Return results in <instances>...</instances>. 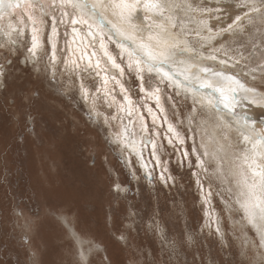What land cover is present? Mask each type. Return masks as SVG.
<instances>
[{
    "label": "rangeland",
    "instance_id": "obj_1",
    "mask_svg": "<svg viewBox=\"0 0 264 264\" xmlns=\"http://www.w3.org/2000/svg\"><path fill=\"white\" fill-rule=\"evenodd\" d=\"M42 2L47 5V0ZM144 2L139 0L129 20L142 25L143 33L146 29L155 34L160 20L146 13ZM252 2L190 0L197 10L177 9L178 26L170 31L182 45L187 43L195 59L215 55L216 61L203 59L215 63V68L220 67L219 60H228L227 71L238 73L245 86L263 99L264 22L257 15L253 24L248 23L245 13ZM254 2L260 5V0ZM15 10L13 19L17 24L23 21L28 29L27 14L22 8ZM47 11L42 25L37 24L42 43L38 59L29 58L30 31L14 36L17 42L13 43L0 36V264H264L255 230L241 224L245 214L236 200L234 180L218 179L216 160L202 155L201 121L217 123L202 111L215 117L214 111L200 104L193 111L191 96L160 83L155 73H142L141 81L135 58L130 69V52L101 27L95 30L100 31L94 33L99 36L96 42L86 46L77 41L71 46L73 27H87L72 25L71 14L61 22L60 10ZM32 14L39 19L38 8ZM237 16L240 28L234 25L235 30L216 35ZM202 20H207L211 33ZM53 23L57 28L55 65L48 59ZM101 40L120 65L116 75L110 74L114 67L103 55ZM92 52L98 56L99 68L94 64L84 71ZM175 56L178 61L186 58L179 49ZM66 58L80 67L66 70L62 62ZM235 61L239 63L232 67ZM81 87L87 89L88 101ZM155 87L161 89L163 113L149 95ZM124 96L131 101V114ZM121 104L125 111L119 110ZM240 108L235 118L256 119ZM259 117L264 121V116ZM168 123L183 144L167 132ZM122 129L133 140L150 137L155 141V155L150 143L142 146L147 173L135 154L112 142L113 134ZM235 137L230 138L238 141ZM234 143L231 153L240 152L243 145ZM120 185L122 191L117 188Z\"/></svg>",
    "mask_w": 264,
    "mask_h": 264
},
{
    "label": "snow or ice",
    "instance_id": "obj_2",
    "mask_svg": "<svg viewBox=\"0 0 264 264\" xmlns=\"http://www.w3.org/2000/svg\"><path fill=\"white\" fill-rule=\"evenodd\" d=\"M244 2L245 4H248V0H244ZM138 3L139 0H132L131 3H128L127 0H107V3H105L104 0H95V2L94 0H47V5H45L42 0L39 3H34L33 0H0V16L10 15L15 9L22 8V11L27 14V19L32 25L30 47L27 49L30 54L29 58L38 59V51L42 48V43L40 35H38L37 24L39 22L42 25V18L49 15V12L47 11L48 8L60 10L61 22H63V17L71 14V24L86 26L89 30L88 34L92 35V25L89 24L88 21L89 14L96 16L99 19L102 18L100 8H110L113 10V15L117 17L122 25L133 27L130 23L129 16L131 11L137 7ZM37 8L39 9V19L32 14ZM143 8L146 13H150L160 20V23L156 24L158 31L155 34L149 33L146 39L141 38V42L138 45L139 50L133 48L128 54L130 60L127 66L130 69L132 68L133 65L131 58L134 57L135 72L140 77L141 81H143L142 73H155L160 83H167L169 87L174 85L178 87L180 86L181 81L176 75L169 71H165V69L171 67L170 62L175 57L177 49H179L181 55L188 57L187 60H180L179 63L187 66L185 69L186 71L193 67L197 68L198 73L196 78L201 81L202 88L207 89L210 93L208 97L203 99H197L196 96L192 97L193 111H195V106L197 104H200L201 108L204 109V101L206 99L207 104L213 109H215L219 103L223 102L228 113L235 116V108L229 107V105L240 104L239 92L254 93L255 89L247 88L238 73L227 71L226 66L228 65V60L226 59L219 60L220 67L218 68L200 67L193 64L192 60L195 57L189 55L193 50L187 46L186 42L182 45L170 31V29H175L178 26V17L176 16L177 9H183L185 12L197 10L193 7L192 3H190V0H145ZM200 11L205 10L200 9ZM257 15L260 20L264 22V0H260L259 6H257L254 0L248 5V11L245 13V16L247 17L249 24H253ZM51 18L53 21L56 19L55 16H52ZM144 19L148 20L149 16L145 15ZM240 20L241 17L237 16L233 24H229L227 28L221 29L216 35H219L222 32H231L235 30L234 25L237 29L240 28L241 26L238 23ZM200 23L203 24L209 33L212 32V29L208 26L207 20H202ZM21 24H23V21H21ZM8 27L12 29L13 25L9 24ZM112 27L115 29L116 26L113 25ZM148 27L151 28V25H148ZM72 30L74 33L77 31L75 27H73ZM136 30L138 31V29ZM39 31L42 32V27ZM181 31H183L182 28ZM22 34V30L17 31L18 36ZM56 36L57 28L55 23H53L51 25V32L48 36L50 45L48 59L53 65H55L57 60ZM210 38L214 39L215 36H211ZM128 39H131V37H128ZM121 46L123 47V45ZM100 47L101 49H104L102 40L100 42ZM92 55H95V53ZM103 55L107 57V60L111 62L113 67L120 68V65L116 63L115 58L112 57L106 49H104ZM241 55L243 54L241 53ZM121 56H123V52L121 53ZM199 58L210 59L213 61L217 60L215 55H210L208 57L200 56ZM62 62L68 71L74 72L80 67L76 60H69L66 58ZM237 63H239V61H235L232 64V67H235V64ZM95 66L99 68V61H96ZM90 67H92L91 60H89V63L83 70L87 71ZM262 68H264V66H262ZM120 71L122 74L123 69H120ZM97 75H99V73H97ZM113 79H115V77H113ZM103 83L105 85L108 83L107 78L104 79ZM117 83L119 82L117 81ZM184 84L185 88H187L188 85L186 80ZM121 90L123 91V86H121ZM97 91H99V89H97ZM160 91L161 89L159 87H155L149 95L156 101L159 111L163 113L164 108L160 103ZM217 93H219V96L216 98V102L213 103L212 96ZM81 94L83 99L88 101L89 97L87 89L81 87ZM105 95H107V93H105ZM123 99L127 101V110L129 114H131V101L127 96H124ZM244 99H248L247 95ZM255 102V100L252 101V103ZM119 110L125 111V105L121 104ZM149 112H152L151 108H149ZM202 115H205L208 119L214 118L218 127H224L227 129L232 126L229 122L224 121L222 116L213 117V114L207 111H202ZM113 119H115V117H113ZM163 119L166 122L167 116H164ZM105 122L107 123V118H105ZM155 122L156 117L153 116V123L155 124ZM189 122L191 123V120ZM255 124V120L245 118L244 126L236 129L238 142L246 146L239 155L229 157L227 150L234 147V145L221 144L219 141H216L212 145L213 152L211 153L213 159L216 160L217 178L223 180L230 176L234 180L238 193L237 203L250 224H254L257 218L264 222V131L257 130ZM261 124L264 126V121H261ZM167 132L171 133L172 137H175L180 144L184 143V139L171 123L167 124ZM223 139L227 141L228 137L225 136ZM112 142L121 144L126 149H132L137 156H141V152L138 149L133 148L136 141H129L128 133L124 129L118 134H113ZM139 143L142 146H147V144L150 143L152 146V154H156V143L150 137H146L145 140H141ZM168 143H172L171 138H169ZM209 154L210 153L207 149L202 153L204 156H208ZM186 155L187 152H185V156ZM197 160L201 165L203 164V161L200 160L199 156L197 157ZM157 163H159V158H157ZM161 179H164L163 174H161ZM81 256L83 258V253H81Z\"/></svg>",
    "mask_w": 264,
    "mask_h": 264
},
{
    "label": "bare ground",
    "instance_id": "obj_3",
    "mask_svg": "<svg viewBox=\"0 0 264 264\" xmlns=\"http://www.w3.org/2000/svg\"><path fill=\"white\" fill-rule=\"evenodd\" d=\"M130 1L132 2V0H127L128 3H131ZM94 2H95V0H94ZM104 2L107 3V0H104ZM98 7H99V4H98ZM53 9L54 8H52V10ZM58 11H59V9H58ZM100 12L102 13V18H99L98 19L96 16H92L90 14L88 16L89 24H91L92 25V28L94 29V32L91 31L92 32V35H89L88 34V31H89L88 29H86V30H83L82 29L81 30V29H78L77 28V31L75 33L72 30L73 33H72V38H71V43H72L71 46H74L75 47L77 41H79L82 45H86L87 43L96 42L97 41V38L99 36L97 35L98 37H96L95 36L96 34L94 35V33L96 32L95 30L98 31L99 30L98 28L101 27L102 29H105V31H108L109 35L115 41H117L118 45L122 49L128 51V53L131 52L133 50V48H136L137 50H139L138 45L141 42V38L146 39V37L149 35V33H148V31L146 29H144V33L141 31V30H143L142 29L143 28L142 25H140L139 27H137L135 25L136 24L138 25L139 23H136L135 22V25H133V22L132 21H130V23H131V25L133 27H129L128 25H122L121 22L117 19V17L115 15H113V10L110 9V8H100ZM14 15H15V12L12 11L10 15H2V16H0V36L3 37L5 39V41H8L10 43L11 42L12 43L13 42H17L13 38L14 36L17 35V31L22 30V32H25V30H28V32L30 31V34H31V27H32L31 23L30 24H27V28L28 29H26V25L24 26V25L20 24V22H18V24H20V25L17 24V21H15V19H13V17H15ZM3 21H5V25H3L4 24ZM18 21H19V18H18ZM9 24L13 25V28L12 29H10L8 27ZM113 25L116 26L115 29L112 27ZM136 29H138V30L141 31V35L138 34L139 32ZM157 31H158V29L155 30V32H157ZM99 32H96V33L98 34ZM146 32L148 33V35H146L147 34ZM171 33L178 39L179 42L181 41L178 38V36L175 35L172 31H171ZM142 34L145 35V36H142ZM128 37H131V39H128ZM121 45H123V47ZM94 53H95V55H89V56H87L86 54H84V55H86L88 57L89 60L92 61L91 62L92 65L96 64V60H98V56H97L96 52H94ZM81 57L83 58V54L81 55ZM93 58L95 60H93ZM175 58H176V56L170 62L171 63V67L170 68H166L165 71H169L170 73L176 75L177 78L181 81L180 86H178V87L176 86V87L180 91H183V93L184 92L188 93L191 96V98L193 96H196L197 99H203V98L208 97L210 95L209 91L207 89H205V88H202L201 81L196 78V75L198 73V69L195 68V67H193L190 70L186 71L185 69H186L187 66L184 65V64H180L179 61L177 59H175ZM187 59H188V57L184 58L183 60H187ZM192 63L195 64V65H198L200 67H213V68H215V66H216L215 63H212V61L210 63H208V62H205L203 59H200V58H198V59H195L194 58L192 60ZM93 68H94V70H96L95 67H93ZM109 71H110V74H115V75L118 74V72H117L118 70L115 69V67H114V69H109ZM97 72L99 73V71H97ZM119 74H120V72H119ZM185 80L187 81V85H188L187 88H185V84H184ZM238 95H239V99H240V104H238V105H231L230 104L229 107H234L235 108V111L238 110V106H240L244 110H247L249 113H251L252 115H254L255 118H256L255 120H256L257 123L255 124V128L257 130L264 131V126L261 125V120H260V117H259L261 115L264 116V100H263L264 98L261 99V97L259 96V94L255 93V92L254 93H244L243 91H241V92H239ZM246 95H247L248 99H244V97ZM218 96H219V93H217L214 96H212L213 103L216 102V98ZM253 100H255L256 102L255 103H252ZM204 103H205V106L207 107V109H210L211 111H214L215 117L222 116L224 121H227V122H229L232 125L231 128H227L226 129L224 127H218L217 126V123H215V122H212L211 123V121H209V120H203V121H201L200 127L198 125V127H199V134L202 133L203 136H205L204 150L207 149L209 151V153H210L209 154V156H210L211 153L213 152L212 145L216 141H219V143H221V144L231 143L232 145H235L234 142H238L237 139H236V141H234L230 137H231V134L232 135L234 134L238 138L236 129L238 127H243L244 126L245 118H242L243 116L241 115L240 116L241 119H237V118H235V116L229 114L228 113V110L225 108L223 102L219 103L215 109L211 108V106L207 104V100L206 99H205ZM248 106H250V109L249 110L248 109H245V107L247 108ZM241 108H240V110H241ZM225 136L228 137L227 141H225L223 139V137H225ZM128 139H129V141H136V143L133 145V148L138 149L141 152V156H137L136 153H135V151H133L132 149H127V150L128 151H131L133 154H135V156L138 157V159L140 160V162H141V164L143 166L144 172L147 173L149 170H148L147 164H146V162H145V160L143 158V154L144 153L142 152V150H143L142 145L139 143V140H133L131 138H128ZM241 145H243V149L246 147L244 144H241ZM227 151H228L229 157H233V156H236L237 154H240L241 153V151L240 152H236L235 151V153H231L230 149H228ZM226 166H227V163H226ZM145 178H148V177H145ZM234 184H235V182H234ZM117 188H119V189L121 188L122 189V186L120 185ZM121 189H120V191H122ZM123 190L126 191V188L125 189L123 188ZM236 200H237V196H236ZM238 210H240V209H238ZM244 223L249 224V225H251L253 227V229L255 230V232L257 234V237L259 239L260 247L264 251V222H262L259 218H257L255 220L254 224H250L248 222L246 216H245V218L241 220L242 226H244ZM262 256L264 258V255L263 254H262Z\"/></svg>",
    "mask_w": 264,
    "mask_h": 264
},
{
    "label": "water",
    "instance_id": "obj_4",
    "mask_svg": "<svg viewBox=\"0 0 264 264\" xmlns=\"http://www.w3.org/2000/svg\"><path fill=\"white\" fill-rule=\"evenodd\" d=\"M155 77H156V75L155 74H153ZM202 136H203V134L202 133H200ZM119 145V144H118ZM198 149H197V152H199L200 150V148L199 147H197ZM215 166H216V162H215ZM214 173H216V170L214 171ZM144 177H146V175L144 174L143 175ZM149 179V178H148Z\"/></svg>",
    "mask_w": 264,
    "mask_h": 264
}]
</instances>
